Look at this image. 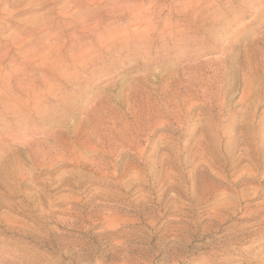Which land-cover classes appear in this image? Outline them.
I'll return each mask as SVG.
<instances>
[{
  "label": "rangeland",
  "instance_id": "rangeland-1",
  "mask_svg": "<svg viewBox=\"0 0 264 264\" xmlns=\"http://www.w3.org/2000/svg\"><path fill=\"white\" fill-rule=\"evenodd\" d=\"M0 264H264V0H0Z\"/></svg>",
  "mask_w": 264,
  "mask_h": 264
}]
</instances>
